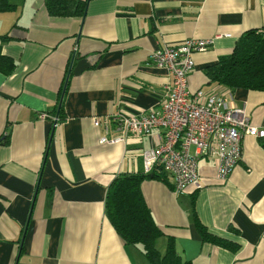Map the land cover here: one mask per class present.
Returning a JSON list of instances; mask_svg holds the SVG:
<instances>
[{"label":"crops","instance_id":"obj_1","mask_svg":"<svg viewBox=\"0 0 264 264\" xmlns=\"http://www.w3.org/2000/svg\"><path fill=\"white\" fill-rule=\"evenodd\" d=\"M11 1L16 9L0 11V34L12 36L1 53L15 62L10 74L0 71V264H150L141 244L118 235L105 200L117 175L145 173L142 152L160 143L161 131L100 143L104 131L92 116L159 108L170 74L152 64L151 53L190 37L214 42L194 53L189 88H226L204 70L231 53L246 30L264 27V0H87L83 17L51 16L45 0ZM63 86L57 122L52 113ZM231 90L260 124L264 92ZM41 112L49 116L39 119ZM216 164L200 158V189L177 193L170 176L171 186L142 182L164 232L156 247L164 254L172 236L192 264H264V140L244 137L228 180L217 177ZM193 207L238 249L203 240Z\"/></svg>","mask_w":264,"mask_h":264},{"label":"built area","instance_id":"obj_2","mask_svg":"<svg viewBox=\"0 0 264 264\" xmlns=\"http://www.w3.org/2000/svg\"><path fill=\"white\" fill-rule=\"evenodd\" d=\"M213 42V37H190L180 44H167L152 51V64L170 74L159 108L92 116L94 126L104 131L100 143H117L130 135L143 136L160 130V143L142 152L144 171L150 173L157 164L162 165L172 177L177 193L189 187H203L201 157H214L217 177L226 181L242 159L244 137L264 140V118L260 124L254 123L247 107L237 106L232 100L231 88H189L188 77L195 68L194 53L206 50ZM48 116L47 112L39 113V119ZM52 117L57 121L58 117Z\"/></svg>","mask_w":264,"mask_h":264},{"label":"trees","instance_id":"obj_3","mask_svg":"<svg viewBox=\"0 0 264 264\" xmlns=\"http://www.w3.org/2000/svg\"><path fill=\"white\" fill-rule=\"evenodd\" d=\"M87 3V0H45L50 15L58 17H83ZM16 8L17 5L11 0H0V11ZM11 39L10 31L0 34V71L6 74L13 71L15 62L1 53V43ZM204 71L211 82L231 89L245 88L264 92V27L246 30L237 39L231 53L220 56ZM67 81L66 78V83ZM62 90L52 113L58 117L57 122L64 118L63 92L66 88L63 86ZM169 176L160 164L150 173L127 172L117 175L108 187L105 214L125 244L142 245L143 253L150 264H192L191 261L180 257L172 236L168 237L164 254L156 247L157 238L163 236L164 232L152 214L141 185L145 179L150 178L162 180L171 186ZM51 191V187H48L49 199L52 196ZM192 212L194 224L203 240L233 251L238 249L235 241L211 232L200 221L194 207Z\"/></svg>","mask_w":264,"mask_h":264},{"label":"water","instance_id":"obj_4","mask_svg":"<svg viewBox=\"0 0 264 264\" xmlns=\"http://www.w3.org/2000/svg\"><path fill=\"white\" fill-rule=\"evenodd\" d=\"M86 12V11H85ZM84 15H85V13H84ZM71 70V67H70V69H69V71ZM69 74H70V72H68V75H67V79H68V77H69ZM234 90V89H233ZM54 128H53V130H52V132H51V136H50V139H52V137H53V133H54ZM22 243L23 242H21V245L20 246H22Z\"/></svg>","mask_w":264,"mask_h":264}]
</instances>
